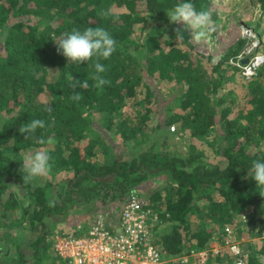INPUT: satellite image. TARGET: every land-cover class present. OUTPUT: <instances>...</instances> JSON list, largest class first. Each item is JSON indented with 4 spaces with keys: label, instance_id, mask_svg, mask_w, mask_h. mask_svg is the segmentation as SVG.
I'll return each mask as SVG.
<instances>
[{
    "label": "trees",
    "instance_id": "16d2710c",
    "mask_svg": "<svg viewBox=\"0 0 264 264\" xmlns=\"http://www.w3.org/2000/svg\"><path fill=\"white\" fill-rule=\"evenodd\" d=\"M211 1L191 0L198 11L207 12ZM181 2L0 0V227H17L0 236V264H43L41 251L52 252L55 243V235L48 240L47 218L67 217L73 200L90 204L89 210L98 200L121 210L131 192L144 199L141 183L161 173L168 176L165 184L144 204L156 222L153 238L163 255L209 250L215 240H232L234 229L238 238L247 230L250 240L238 257L246 264H264V188L256 186L251 171L254 161L264 162V66L247 79L230 63L248 43L246 36L211 63V56L194 49L189 32L169 21L167 13ZM87 27H102L117 42L113 55L100 61L106 68L101 75L109 81L103 87L93 79L95 58L69 62L55 43L62 34ZM177 30L183 42L176 40ZM206 61L213 64L210 69ZM69 75L87 81L88 87L73 89ZM157 85L176 87L178 109L167 104L165 117ZM74 92L82 99L71 100ZM35 119L46 127L25 139L19 128ZM98 120L107 132L97 130ZM173 124L180 136L189 134L213 146L217 162L195 144L186 154L160 152L158 140ZM108 135L117 136L121 147L149 144L150 149L120 159ZM41 137L44 144L38 142ZM31 150L45 151L56 173H70L58 181V198L51 182L23 183L22 162ZM100 155L101 160L95 159ZM12 185L28 199L5 198ZM17 210L21 215H15ZM9 215L14 218L5 223ZM24 242L36 261H25ZM12 244L17 261L9 252ZM229 253L215 256L231 264L237 256ZM52 256L45 264H66L55 250Z\"/></svg>",
    "mask_w": 264,
    "mask_h": 264
},
{
    "label": "rangeland",
    "instance_id": "374dc122",
    "mask_svg": "<svg viewBox=\"0 0 264 264\" xmlns=\"http://www.w3.org/2000/svg\"><path fill=\"white\" fill-rule=\"evenodd\" d=\"M208 12L211 14V20L214 22V31H212L210 33V41L209 40H201L199 42L195 41L192 39V30L190 28H188V26L186 24H184L183 22H177L179 26L185 28L191 38V42L194 45V49L198 52H201L203 54H205L206 56H211L212 57V61L213 64L217 63L220 58L222 57V55L230 48V46H233L234 44H236L238 42V40L242 37H244V31L246 28H252L254 30H256V32L260 35L261 39H262V45L260 46L261 50H264V2H262L261 0H212L211 3L208 6ZM221 20L220 22H217ZM209 61H206V65L209 67L212 66L213 64H211ZM241 74L239 73V77ZM155 83H153L154 85ZM232 86V84H231ZM176 87L174 86H166V85H157L156 86V90L158 91L159 96L162 98V110L164 112V116L166 115V113L168 112V109H166V105L167 104H171L173 105V108L178 109V105L176 104V101L174 99V95L176 93ZM226 89H228L226 87ZM171 107V106H170ZM167 110V111H166ZM132 111V110H131ZM130 112V111H129ZM96 128L97 130H101L107 132L103 126V122L102 120H98L96 123ZM175 127L174 129H172V127ZM103 127V128H102ZM99 133V131H96ZM91 133V134H90ZM90 136L93 135L92 132H89ZM216 133L213 132L211 134V136H209L208 138L210 140H213L215 138ZM113 136V135H112ZM89 137V135H88ZM111 136L108 135L107 140L109 142H111V145L114 146L115 149V153L116 155L120 158V159H130L133 156H137L138 153L145 151V150H149L150 146L149 144H142L141 147L138 148H133V149H129V147H121L119 144V138L116 136H113V138L115 137V139H111ZM90 138V137H89ZM153 141V140H152ZM150 141V144H152L153 142ZM117 142H119L118 145ZM191 144H195L196 146H198L199 150H203L206 157L208 159V157H210L211 159H213L214 161L217 162V157L214 155V151H213V146H211L209 143H207L206 141H202V140H195L193 139L189 134H186L184 136H180L178 133V128L176 124H173L170 126V131L169 134L166 137H162L158 140L157 143V149L160 152H172L175 154H186L189 151V147ZM129 146L133 145V142L128 144ZM31 153H34L33 150L28 151L25 153V157ZM103 156L100 155V157H96L95 159H102ZM219 163L221 165H225L226 162L223 159H219L218 160ZM55 168H51V170H54ZM56 170V169H55ZM54 170L53 173H49L47 176L44 177H37L34 178L32 181V185L33 186H45L47 185V183L51 182L53 184V192L52 195H54L56 198H58V194H59V190L61 189V186L59 184L58 181H60L61 179H63V177L66 176H70V173L65 174L64 173H56V171ZM168 176L164 173H161L155 177H151L150 179L144 181L143 183H141L142 188H144L146 190V194L144 197V199L147 198V195L152 194V192L157 188V187H162L166 180H167ZM65 184H62V186H64ZM17 186L12 185L10 188H8L7 194L5 195V198H8L10 196H14L16 201L17 199H19L21 197V199H28V195L26 193H20L17 191ZM48 189V188H46ZM45 189V190H46ZM64 190V189H62ZM47 194H48V190H46ZM143 199V198H142ZM143 199V200H144ZM74 201V200H73ZM70 201L69 202V206H68V210L66 211V216L65 218L61 219V215H54L51 216V218H54L55 216L58 218L57 219H52L51 218H47L46 222H47V226H48V232H49V242L52 238V234L54 233L55 229H57L59 226L62 225V227L66 230V231H71L76 229L75 226H73L74 224H78L80 222H82V219L86 218L87 220H92L95 216H97L100 212L99 210H103L106 211L108 210V207L110 209L109 212H120L118 205L113 204V203H104L102 205L101 201H97L94 204V208L93 210H89L91 209L90 204L86 203L83 205V203H79L78 201ZM77 204V205H76ZM21 210H17L15 212V215H21ZM58 213V212H57ZM63 215V212L59 213ZM9 219H12L14 217H12L11 215H9L8 217H6V219L4 220L5 223L9 222ZM8 220V221H6ZM56 220L55 223H53L52 221ZM85 221V220H84ZM153 223L155 224L156 222L153 221ZM5 226L0 227V236H2V234H7L8 232L11 233L12 230H14L17 227H10L7 226V224H4ZM242 228L245 229L246 226L242 225ZM62 228V229H63ZM76 230H74L75 232ZM15 232V231H14ZM233 237L232 240L236 241L237 243L240 244V246L243 248V243L247 242V240L249 241L250 239L246 238V234H247V230L242 232V238H238L237 237V230L234 229L233 231ZM70 233V232H68ZM15 234V233H14ZM236 234V235H235ZM11 240V239H10ZM23 241H28L27 239H24ZM1 245H3L2 242H0ZM25 243V244H24ZM23 243V248H22V252L25 255V257L27 259H25L26 262L29 261H36V255L34 254L33 257V253L34 250H32V248H30L28 242H24ZM230 243L231 240H228L225 244H222L220 242V240H215V242H213V244L211 245V247L209 248L210 250V255H209V264H221L224 261V258H220V259H216L215 255H228L230 254L229 251H231L230 249ZM51 248H47V250H42L40 257L39 254H37V257L41 258L42 261H44L43 264L45 263H49L52 260V255L54 253V250L51 252L50 251ZM244 249V248H243ZM2 249L0 248V251ZM7 251V250H6ZM8 252V251H7ZM9 252L11 254V257H14L17 261L18 259V253L16 251V248L14 246V244H12L11 248L9 249ZM40 262V261H39ZM41 263V262H40Z\"/></svg>",
    "mask_w": 264,
    "mask_h": 264
},
{
    "label": "built area",
    "instance_id": "2783aa9c",
    "mask_svg": "<svg viewBox=\"0 0 264 264\" xmlns=\"http://www.w3.org/2000/svg\"><path fill=\"white\" fill-rule=\"evenodd\" d=\"M243 35L248 43L230 63L250 79L264 66V50L260 49L262 39L254 29L246 28ZM151 219L144 200L131 192L119 216L102 210L86 233L56 232L54 250L66 264H209L210 250L163 255L154 242ZM81 229L79 226L78 231ZM226 231L231 234L232 228ZM230 249L237 256L231 264H246L243 257H238L242 254L239 243L231 240Z\"/></svg>",
    "mask_w": 264,
    "mask_h": 264
},
{
    "label": "clouds",
    "instance_id": "9594fccd",
    "mask_svg": "<svg viewBox=\"0 0 264 264\" xmlns=\"http://www.w3.org/2000/svg\"><path fill=\"white\" fill-rule=\"evenodd\" d=\"M167 16L172 23L183 22L186 24L192 30V39L197 42L201 40L210 41V33L215 30L211 14L204 10L198 11L191 0L189 2L183 0V2L177 4L169 11ZM176 40L183 42V35L178 30ZM55 43L58 45V50L62 51L69 62L83 64L95 58L94 68L96 75L93 76V79L97 82L96 86L103 87L109 83L101 75L106 71V68L100 61L108 60L113 55L117 48V42L107 30L102 27H87L83 31L73 29L70 33L62 34L59 41ZM68 78L73 81L70 85L73 89L77 85L82 88L88 87L87 81L80 83L71 75ZM70 99L79 101L82 96L80 93L74 92ZM47 110L51 112L53 109L49 107ZM45 127L46 122L44 120L35 119L22 125L19 128V132L20 134H26L24 138L28 139L37 129H44ZM38 142L44 144L46 141L41 137ZM49 161L50 156L42 150H36L34 153L27 155L22 162L21 171L26 173V175H23V183L30 182L37 177L47 176L51 171ZM251 171L253 173L252 180L255 181L256 186L264 188V162L260 160L254 161Z\"/></svg>",
    "mask_w": 264,
    "mask_h": 264
},
{
    "label": "crops",
    "instance_id": "0c3cea01",
    "mask_svg": "<svg viewBox=\"0 0 264 264\" xmlns=\"http://www.w3.org/2000/svg\"><path fill=\"white\" fill-rule=\"evenodd\" d=\"M221 20H219V21H217V22H220ZM120 210V209H119ZM101 210H99V212H100ZM110 211V209H109V207H108V210H106V213L107 212H109ZM110 213H112V212H110ZM112 214H114V216H119V212H118V210H117V212H114V213H112ZM95 218V217H94ZM93 218V219H94ZM119 218V217H118ZM118 218L116 219V220H118ZM92 219V220H93ZM85 220V221H84ZM92 220H87L86 218H84V219H82V222H80V223H78V224H74L73 226H75V228L76 229H74V230H76L75 232H82V233H86V231L89 229V227H90V224H91V222H92ZM79 226H81V228H83V229H81V230H79L78 231V227ZM63 227H62V225L61 226H59L57 229H55V231H54V233L53 234H55L56 232H64V233H68V232H71V231H66L64 228L62 229ZM74 230H72V232H74ZM63 233V234H64ZM56 235V234H55Z\"/></svg>",
    "mask_w": 264,
    "mask_h": 264
},
{
    "label": "water",
    "instance_id": "95a60500",
    "mask_svg": "<svg viewBox=\"0 0 264 264\" xmlns=\"http://www.w3.org/2000/svg\"><path fill=\"white\" fill-rule=\"evenodd\" d=\"M248 61V59H245V61L244 62H247Z\"/></svg>",
    "mask_w": 264,
    "mask_h": 264
}]
</instances>
